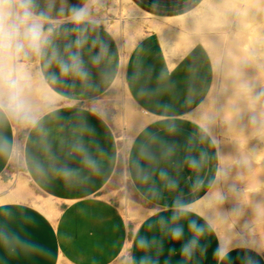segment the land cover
Instances as JSON below:
<instances>
[{"label": "crops", "instance_id": "1", "mask_svg": "<svg viewBox=\"0 0 264 264\" xmlns=\"http://www.w3.org/2000/svg\"><path fill=\"white\" fill-rule=\"evenodd\" d=\"M130 1L150 16L175 19L190 13L202 0ZM81 2L68 0L69 4ZM58 19H62L65 26H72L66 18ZM98 31L109 45L107 66L113 70L112 78L102 81L97 68L89 65L94 82L101 91L91 93L77 82L76 88L66 90L71 99L61 105L60 115L63 119L54 121L48 127L51 129L53 149L64 160L62 145L72 138L70 126L78 124L80 119H86L89 126L95 128V134L86 135L85 140L90 142L93 150L95 144H99L107 153L105 157H100L104 161V172L92 174L85 170L86 178L60 179L55 173L40 176L29 166H23L34 189L55 203H62V211L67 218L55 221L28 200L0 203V264H60L66 259L78 264H109L119 256L124 241L125 220L108 193L113 190L122 151L111 117L107 121L101 120L90 112L87 105L90 97L95 96L109 106L107 97L121 78L133 104L147 117L145 124L132 138L135 146L129 144L128 156L132 159L138 157L137 148L147 133L157 135L164 146H176L175 154L170 158L154 163L141 160L142 165L151 172L149 184L136 179L134 170L126 165L133 188L152 211L134 232L130 253L139 260L145 253L135 245L139 238L146 237L153 242L147 254L156 264H244L246 255L251 256L256 264H264V254L259 249H245L238 247V243L228 242L214 223L201 239L203 250H197L191 258L185 257L181 247L191 236L186 222L181 221L185 225V234L180 241L173 240L160 224L161 218L168 220L171 217L173 200L181 194L185 202L193 203L197 212L206 215L202 210L203 200L213 188L209 186V181L214 179L216 168L221 165L219 147L213 148L201 141V121L197 117V110L211 93L215 81L214 61L207 46L203 42H195L184 50L170 48L157 32L152 31L141 37L123 58L115 33L103 23ZM96 51L93 49L92 54ZM85 60H88L87 49ZM141 89L152 94L141 95ZM57 98L64 99L59 95ZM166 123L174 124L176 131L167 132ZM3 131L10 140L18 139L16 128L6 126ZM24 146L36 152L34 145L27 140ZM160 150V146L153 148L158 156ZM201 151L209 154L208 162L201 169L192 170L183 163L185 156H199ZM11 161L7 155L0 154V177ZM69 163L74 168L82 167L77 159ZM160 169L167 170L177 180L178 188L175 191L164 187L159 178ZM197 179L203 182L200 186L196 185ZM153 183L159 190L156 198L148 191ZM46 204L51 210V203ZM190 218L200 224L205 223L200 216ZM222 245L230 249L223 258L217 255V249Z\"/></svg>", "mask_w": 264, "mask_h": 264}, {"label": "clouds", "instance_id": "2", "mask_svg": "<svg viewBox=\"0 0 264 264\" xmlns=\"http://www.w3.org/2000/svg\"><path fill=\"white\" fill-rule=\"evenodd\" d=\"M92 3L93 0H82L79 4H69L68 0H0V154L7 155L20 166H29L40 176L55 173L60 179L80 180L86 178L85 170L92 174L104 172V161L100 157H105L107 153L99 144H95L93 150L90 142L85 140L86 135L95 134V128L89 126L86 119H80L78 124L70 126L72 138L62 145L64 160L53 149L51 129L48 127L54 121L63 119L60 115L61 105L71 99L66 90L76 88L77 82L81 88L91 93L101 91L100 86L94 82L89 65L97 68L102 81L110 80L114 74L107 66L109 45L98 31L102 20L94 13ZM58 18H66L72 26H65L62 19ZM93 49H97L95 54H92ZM251 55L258 59L260 56L256 50ZM244 87L247 89L251 111L248 106L236 104L232 105L233 111L242 128L251 126L254 129L253 135L264 141V88L257 90L255 81L245 82ZM227 91V87H224L221 94ZM151 94L141 89V95ZM57 95L64 99H58ZM87 107L95 117L108 120L109 106L102 100L92 96ZM219 111H222V107L217 108V112ZM215 122L216 115L208 114L205 121L199 124V133L202 142L218 148L219 141L213 128ZM6 126L16 128L22 139L10 140L3 131ZM165 129L169 133L176 131L172 123H166ZM25 140L34 145L36 152L25 148ZM125 143L135 146L134 139ZM155 146H160L159 156L153 151ZM175 151L174 144L164 146L157 135L147 133L145 140L137 148V158L128 156V149L125 147V156L128 158L124 159V163L134 170L136 179L149 184L152 175L141 160L154 163L159 159L170 158ZM257 151L258 147L249 149L246 155L235 160V164L248 165ZM72 159H77L82 167H71L69 161ZM208 160L207 151H201L199 156H185L183 163L192 170H199ZM231 167L226 164L218 165L214 179L209 181L210 187H216L211 198L221 203L226 199L225 188L217 185L220 182L226 184ZM159 178L167 190L175 191L178 188L177 180L167 170L160 169ZM202 183L197 179V186ZM226 187L229 191H235L234 185L226 184ZM148 191L154 198L159 196L154 183ZM172 209L171 217L168 220L161 218L160 224L173 240L180 241L185 234V225L181 221L186 222L191 236L182 245L181 251L185 257L191 258L197 250H203L201 239L213 226L212 219L197 212L196 206L185 202L182 194L175 197ZM193 215L200 216L205 223L200 224L196 219L190 218ZM237 246L251 249L254 244L242 238ZM135 247L145 254L137 260L135 255L129 253L126 257L128 264H156L152 256L147 254L153 247L152 240L141 237ZM229 251L228 247L222 245L217 249V255L223 258ZM244 264H256V261L246 255Z\"/></svg>", "mask_w": 264, "mask_h": 264}, {"label": "rangeland", "instance_id": "3", "mask_svg": "<svg viewBox=\"0 0 264 264\" xmlns=\"http://www.w3.org/2000/svg\"><path fill=\"white\" fill-rule=\"evenodd\" d=\"M94 13L116 35L125 58L132 46L146 33L157 32L168 47L187 49L195 42H203L209 49L215 66V81L211 93L197 110L203 123L208 114L216 115L214 135L219 141L221 165H231L226 199L211 198L213 187L203 200L202 210L212 219L219 233L230 243L242 238L254 244L264 254V141L253 135L254 129L241 127L232 105L248 103L245 82L255 81L257 90L264 88V0H202L190 13L175 19L150 16L130 0H93ZM256 50L259 59L251 55ZM228 91L221 94V89ZM219 98V100H218ZM109 117L116 129L121 161L115 175L113 190L108 193L125 220L121 252L109 264H128L132 237L140 223L152 211L133 188L124 163L125 142L132 139L147 121L129 97L123 79H119L107 97ZM244 101V104H241ZM222 111L217 112V108ZM247 122L245 117L244 123ZM17 130V129H16ZM18 139H22L17 131ZM258 147L248 165L239 166L235 160ZM28 200L47 212L55 220H65L62 203L47 199L29 183L25 169L14 160L0 177V203ZM46 202L51 203V210ZM66 217V218H65ZM60 264H78L66 259Z\"/></svg>", "mask_w": 264, "mask_h": 264}]
</instances>
